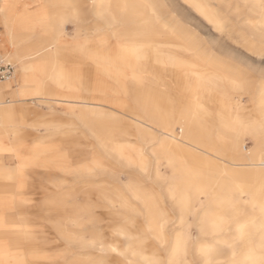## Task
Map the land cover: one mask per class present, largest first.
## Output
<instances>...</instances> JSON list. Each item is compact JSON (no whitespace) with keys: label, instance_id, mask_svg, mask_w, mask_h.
<instances>
[{"label":"snow or ice","instance_id":"obj_1","mask_svg":"<svg viewBox=\"0 0 264 264\" xmlns=\"http://www.w3.org/2000/svg\"><path fill=\"white\" fill-rule=\"evenodd\" d=\"M243 6L260 17L258 35L241 41L259 64L250 58L218 59L214 81L249 97L251 107L242 116L238 106L234 119L224 123L237 135L231 149L216 150L221 166L204 169L185 160L178 170L168 146L155 137L135 156L125 155L114 130L102 135L94 126L99 113L89 98L114 100L102 87L99 56L112 47L136 58L131 86L144 89L145 95L133 103L149 121L163 118L165 131L179 127L183 133L190 120L207 114L201 104L207 86L202 76L193 80L195 74L184 72L185 79L178 81L170 69L183 65L171 57H157L160 67H152L151 54L159 49L156 30L147 22L129 29L138 5L127 0H42L26 5L32 11L12 20L8 13L19 6L0 0V63L15 68L0 77V158L5 161L0 179L8 181L0 195V264H224L213 259L216 245L234 247L249 235L248 225L240 224L246 207L253 212L251 224L259 220L264 250V0ZM67 23L75 28L71 36L64 30ZM217 27L233 35L228 22ZM64 116L71 122L58 119ZM81 130L91 135L81 137ZM241 132L255 143L237 160L229 152L238 149ZM50 133L64 137L55 155L41 151L40 137ZM80 149L88 150L82 157L86 163L75 159L82 156ZM36 168L49 174L38 187L28 182L29 170ZM69 176L90 182L102 198L78 202L71 214L61 212L64 200L53 189ZM29 206L40 208L43 224H51L55 236L49 237L45 227L9 222V215L24 221ZM99 208L107 215H97ZM234 225H239L238 235L230 243L225 236ZM48 240L57 244L56 251L43 247ZM253 264H264V252Z\"/></svg>","mask_w":264,"mask_h":264},{"label":"bare ground","instance_id":"obj_2","mask_svg":"<svg viewBox=\"0 0 264 264\" xmlns=\"http://www.w3.org/2000/svg\"><path fill=\"white\" fill-rule=\"evenodd\" d=\"M182 4L190 7L193 11L199 14L200 20L209 26L222 41L237 42L242 41L246 36L236 28L234 21L227 15L226 9L232 3L236 15L238 9L244 8V4L253 3L254 0H181ZM10 3L18 5V8H13L8 13L12 20L17 17L26 16L32 9L26 7L29 4H36L42 0H31L29 3H23L24 0H9ZM127 2L136 4L134 10L133 23L129 25L130 30H135L137 24L145 23L153 27L159 37V49L153 51L151 54L152 67H160L156 64V59L167 60L169 57L174 58L178 63L182 64V68L170 69L174 72L178 81L185 79L184 72L195 74L192 78L195 80L198 76H202L207 86L201 92V104L203 109L207 110V114L201 115L199 120H190L185 126L183 133L180 129L176 131L174 128H169L165 131L166 120L157 117L153 121H149L147 117L134 107V100L136 96H144V89H133L131 86L132 66L137 63L136 58L131 53H123L117 47H112L110 50H101L99 56L101 58L100 69L102 81H108L109 84H102V87L107 90L114 100L104 103V97L95 96L89 98V103L96 106V111L99 113L94 118L95 130L104 134L107 129L114 130L118 137L119 143L122 145L125 155L135 156L137 151L141 148L132 142L131 135L138 139L151 141L154 137L162 141L169 148V155L174 160L178 170L183 168V162L186 160L195 167L208 169L209 166L218 167L217 158L215 157L218 148L227 147L231 149L232 138L236 137V133L228 132L223 127L224 123H230L235 117V109L238 106L235 93L232 92L230 86L226 83L214 81V78L219 72H203L202 65L205 62L202 58L198 59L193 54L194 43L184 34L175 33L173 36L168 33V29L177 30L180 26L178 22L168 24L160 19V13L164 12L158 9L156 1L151 0H127ZM246 9V8H244ZM251 14H254L255 22L253 25L255 30H259L260 17L254 9H246ZM228 22V26L233 29V35L222 32L218 29V24ZM64 30L67 29L64 25ZM72 30L75 32L74 25ZM69 34V36L73 35ZM39 47V45H37ZM43 54V49H40ZM207 60L210 62V54L207 55ZM207 62V61H206ZM205 62V63H206ZM204 63V64H205ZM15 71V70H14ZM95 67L93 66V73L95 74ZM14 73V72H13ZM231 98V99H229ZM160 103L167 106L165 100ZM196 110L195 108L193 109ZM242 110V107H241ZM242 116L247 114L241 111ZM179 128V127H178ZM86 135H91V131L83 130ZM226 134V135H225ZM243 132L238 137V149L235 152H229L230 156H234L237 160H243L247 152H243L242 138ZM250 136V135H249ZM164 137H168L167 140ZM251 137V136H250ZM252 138V137H251ZM225 140L227 144H225ZM253 140V139H252ZM253 143L254 140H253ZM254 146V145H253ZM253 148V147H252ZM251 148V149H252ZM250 149V150H251ZM6 155V154H3ZM211 156L212 158H207ZM12 159L11 157H8ZM86 163V162H83ZM201 164H205L202 167ZM79 178H74L72 181H78ZM75 182V183H76ZM61 183L56 189L60 193L63 185ZM258 187V183H256ZM3 194V188H0V195ZM247 199V197H245ZM69 206V214L73 212L74 204H67L64 199V205ZM214 210V206L213 209ZM253 215L251 208H245V215L240 218V224L248 225V232L244 239L236 240L234 247H228L224 244L216 245V251L213 256L214 260L224 261V264H253L264 250L261 249V233L259 231V220L257 219L255 226L250 222L249 217ZM9 222L12 224L24 223L19 216L9 215ZM239 225H234L233 229L226 234L225 239L230 243L233 241L238 233L235 229ZM11 231V229H10ZM234 253V255H233ZM250 253L254 255L250 258Z\"/></svg>","mask_w":264,"mask_h":264},{"label":"rangeland","instance_id":"obj_3","mask_svg":"<svg viewBox=\"0 0 264 264\" xmlns=\"http://www.w3.org/2000/svg\"><path fill=\"white\" fill-rule=\"evenodd\" d=\"M31 0H24L23 3H29ZM156 1V5L158 6V9L164 12L160 13V19L168 24H174L175 22L179 23V27L177 30H171L168 29V33L170 35H174L175 33L184 34L185 37H192V42L194 43V55L196 58L200 59L202 58L205 62L202 65V71L205 72H219V65L217 63L218 59L221 58H227L231 57L237 60H244L246 58H250L249 62L251 60H255L257 64H259V58L258 57H251L250 52L245 50V46L241 43V41L237 42H226L222 41L219 36L212 31V29L209 28L202 20H200L199 14L193 11L190 7L182 4L181 0H151ZM227 15L234 21L235 26L237 29H239L240 32H242L245 36H251L253 34L258 35V31L255 30V27L253 25V22H255L256 15L251 14L246 9L240 7V9L237 11L238 15H236L234 10V5L231 3L228 8L226 9ZM72 23L65 24V28L67 29L68 34L74 33L72 30ZM211 56L210 62L207 60V55ZM13 67V66H12ZM15 68L13 67L12 73L14 72ZM11 73V74H12ZM103 85L109 84V82L103 81ZM98 97H100L98 95ZM236 100L238 101V104L242 106V112L247 113L246 109L250 108L251 105L249 103V97L247 96H240L235 94ZM57 108L61 112H63V106L57 105ZM58 119L61 122H71L70 116H64V117H58ZM176 131L179 130L178 127H175ZM86 135V133L81 130V137ZM132 139V142H134L139 147H143L145 142L148 141L147 138L144 140L138 139L134 135L130 137ZM40 139L44 142V147L41 148V151H47L50 155H55L57 149L59 148L61 141L64 139V137L61 134L57 133H50L46 134V136L40 137ZM87 143V141H84ZM242 145H243V152L249 151L254 143L252 138L249 135H244L242 138ZM81 152V157H75V159L80 162H87L82 157L88 156V150L87 149H80L78 150ZM149 151H151V148H149ZM90 158V157H89ZM207 158H212L211 156H208ZM5 162L2 158H0V163ZM7 163L11 164L12 159L7 158ZM202 167H205V164H201ZM30 175L28 176V182L29 184H34V186L38 187L41 183H43V180L46 179L48 173L45 172L43 168H36L31 169ZM168 174H171V170H166ZM57 176H63V173H55ZM74 178L69 176L66 180H64V185L62 188V191H60L59 195L63 200L65 199L67 204H77L78 202L87 201L90 197H95L96 199H101V192L99 189L93 187V185L82 179H78V181H72ZM91 180H95L97 183H103V180L100 178H90ZM76 182V183H75ZM8 183V181H4L0 179V188L3 184ZM51 186V185H49ZM56 191V189H53ZM30 210L26 213V219L24 222L28 227L39 229L40 227H45L47 231V235L49 237L55 236L56 231L53 229L51 224L44 225L43 221L41 219V210L39 207H32L29 206ZM61 212H66L69 214V206L63 205L61 207ZM97 215H107L106 209L99 208L97 210ZM108 237H111V233L105 234ZM41 239L43 240L44 237L41 236ZM121 239V238H116ZM43 247L46 250L50 251H56L57 250V244H55L53 241L48 240Z\"/></svg>","mask_w":264,"mask_h":264},{"label":"built area","instance_id":"obj_4","mask_svg":"<svg viewBox=\"0 0 264 264\" xmlns=\"http://www.w3.org/2000/svg\"><path fill=\"white\" fill-rule=\"evenodd\" d=\"M12 69L11 65L0 63V77L8 76L12 73Z\"/></svg>","mask_w":264,"mask_h":264},{"label":"crops","instance_id":"obj_5","mask_svg":"<svg viewBox=\"0 0 264 264\" xmlns=\"http://www.w3.org/2000/svg\"><path fill=\"white\" fill-rule=\"evenodd\" d=\"M67 111H68V109L64 107L63 108V112H67Z\"/></svg>","mask_w":264,"mask_h":264}]
</instances>
